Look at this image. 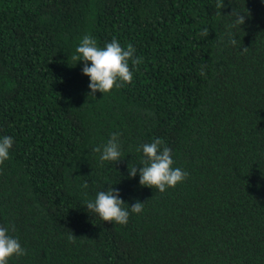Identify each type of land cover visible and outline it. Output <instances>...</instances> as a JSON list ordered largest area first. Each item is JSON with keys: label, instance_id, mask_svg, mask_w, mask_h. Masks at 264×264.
Instances as JSON below:
<instances>
[{"label": "trees", "instance_id": "trees-1", "mask_svg": "<svg viewBox=\"0 0 264 264\" xmlns=\"http://www.w3.org/2000/svg\"><path fill=\"white\" fill-rule=\"evenodd\" d=\"M218 2L0 0V226L27 250L8 264H264V0ZM86 34L136 49L132 83L88 97ZM113 133L123 160L101 163ZM157 138L188 173L164 193L128 175ZM108 185L142 213L91 215Z\"/></svg>", "mask_w": 264, "mask_h": 264}, {"label": "clouds", "instance_id": "clouds-1", "mask_svg": "<svg viewBox=\"0 0 264 264\" xmlns=\"http://www.w3.org/2000/svg\"><path fill=\"white\" fill-rule=\"evenodd\" d=\"M223 7H225L224 0L217 4V8L222 9ZM229 16L235 17L230 27L239 26L241 28L249 13L242 14L232 11ZM206 34L207 30L205 29L202 35ZM230 36L231 44L236 45L238 39L231 34ZM247 51L248 48L243 47L241 54ZM135 52L136 49L131 44H128L126 48L122 47L116 38L100 47L95 38L88 34L84 35L75 48L71 60L75 62L73 67L83 62L82 73L90 79L88 97H95L97 92L103 95L108 94L114 87L119 88L132 83L133 71L130 69L129 63L131 62L133 68L143 63V58L136 56ZM14 142L12 136L0 137V165L10 158V149ZM120 148L119 133H113L106 144L96 147L93 151L100 153L101 163L115 164L123 160ZM141 150L143 153V159L139 164L141 167L138 169L137 164L129 163L128 165L129 178H135L139 174L140 186L164 193L169 188H175L177 184L187 178L188 173L185 170L173 167L172 150L164 146L162 139L157 138L150 143L143 144L141 148L137 149V151ZM145 203L136 200L129 206L120 198L119 190L113 185H108L107 191H99L94 200L86 201L85 207L91 215L98 216L103 222L126 225L130 214L142 213ZM12 230L13 226H0V264H8L14 256L27 255V250L21 246L19 239L10 235ZM74 237L72 235L70 239Z\"/></svg>", "mask_w": 264, "mask_h": 264}]
</instances>
